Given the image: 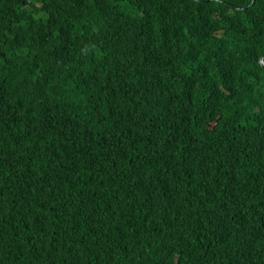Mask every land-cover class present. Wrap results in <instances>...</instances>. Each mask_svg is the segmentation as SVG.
<instances>
[{
  "label": "trees",
  "instance_id": "1",
  "mask_svg": "<svg viewBox=\"0 0 264 264\" xmlns=\"http://www.w3.org/2000/svg\"><path fill=\"white\" fill-rule=\"evenodd\" d=\"M261 62L264 0H0V264H264Z\"/></svg>",
  "mask_w": 264,
  "mask_h": 264
},
{
  "label": "water",
  "instance_id": "2",
  "mask_svg": "<svg viewBox=\"0 0 264 264\" xmlns=\"http://www.w3.org/2000/svg\"><path fill=\"white\" fill-rule=\"evenodd\" d=\"M253 2V1H252ZM261 65H262V67L264 68V63L263 62H261Z\"/></svg>",
  "mask_w": 264,
  "mask_h": 264
}]
</instances>
